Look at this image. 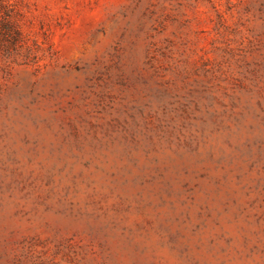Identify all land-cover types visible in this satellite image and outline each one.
<instances>
[{
  "label": "rangeland",
  "instance_id": "rangeland-1",
  "mask_svg": "<svg viewBox=\"0 0 264 264\" xmlns=\"http://www.w3.org/2000/svg\"><path fill=\"white\" fill-rule=\"evenodd\" d=\"M0 1V264H264V0Z\"/></svg>",
  "mask_w": 264,
  "mask_h": 264
},
{
  "label": "trees",
  "instance_id": "trees-1",
  "mask_svg": "<svg viewBox=\"0 0 264 264\" xmlns=\"http://www.w3.org/2000/svg\"><path fill=\"white\" fill-rule=\"evenodd\" d=\"M0 12L5 13L8 17L10 15L9 8L2 1H0ZM8 17L4 18L0 26V40L5 42L4 44H6V47L9 50L10 47L17 45L22 41L23 33L21 28H19V26Z\"/></svg>",
  "mask_w": 264,
  "mask_h": 264
}]
</instances>
